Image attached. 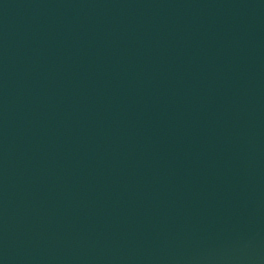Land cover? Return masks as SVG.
I'll list each match as a JSON object with an SVG mask.
<instances>
[{"label": "water", "instance_id": "1", "mask_svg": "<svg viewBox=\"0 0 264 264\" xmlns=\"http://www.w3.org/2000/svg\"><path fill=\"white\" fill-rule=\"evenodd\" d=\"M0 264H264V0H0Z\"/></svg>", "mask_w": 264, "mask_h": 264}]
</instances>
